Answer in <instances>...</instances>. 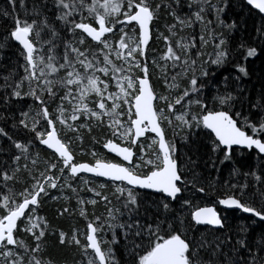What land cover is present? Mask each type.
Returning <instances> with one entry per match:
<instances>
[{
    "label": "snow or ice",
    "instance_id": "6c2138e0",
    "mask_svg": "<svg viewBox=\"0 0 264 264\" xmlns=\"http://www.w3.org/2000/svg\"><path fill=\"white\" fill-rule=\"evenodd\" d=\"M242 3L250 14L255 12L261 18L259 26L253 25L254 35L247 36L236 49L237 55L247 62L249 58L264 56V0H242ZM8 4L9 8L0 9V16L10 18L12 26L0 41V48L15 43L21 48L24 63L20 75L9 73L3 77L0 105L6 106L3 111L13 113L10 117L13 128H22L33 135L31 141L14 139L6 127H0V138L8 142L0 145V264H52L50 259H44L47 225L36 213L42 197L52 190L67 187L77 191L68 180L80 173L111 181L117 205L107 208V221L96 217L95 222L87 224L85 244L81 245L77 237L69 240L64 233L60 234L61 245L83 248L87 264H121L112 247L121 243L118 239L121 233L129 264H264V165L258 171L243 174L252 178L251 185L247 181L231 183L228 186L235 191L219 200L225 209H238L250 214L249 219L256 218L253 223L258 221L261 226L258 237L254 229L250 231L251 224L239 225L235 233L216 236L217 231L225 229L227 218L211 207L196 210L192 220L196 225L207 226L213 239L190 236L191 226L180 218L173 204L189 205L191 200L184 193L206 194L207 190L195 171L197 160L187 156L181 166L176 155L178 149L166 139L162 127L164 121L170 127L186 131L182 138L186 146L196 144L193 137L205 135L209 143L204 146L212 154L209 162L213 168L217 162L224 164L233 159L234 146L254 150L264 161V91L253 101L243 89L235 92L226 89L212 98L211 107L203 95L209 67H219L233 55L224 30H241L238 19L230 23L226 19L232 0H190L188 16L181 18L172 13L179 24L191 27L199 22L204 29L199 46L195 36L187 41L181 37L174 43L164 37L168 47L162 59L165 65L170 62L174 73L170 78L165 75V82L170 88H178V79L188 77V86L174 99L157 95L150 82L146 58L150 26L160 4L153 6L149 0H8ZM172 6L181 7V0H174V5L168 7ZM175 27L172 25L170 31ZM65 31H79L80 38L66 41L62 37ZM88 44L93 46L90 48ZM205 46H211L213 53L199 66L197 75L198 61L192 58L191 50L197 49L199 56ZM133 70H139V74L133 75ZM237 70L240 74L237 79L250 74L246 63L237 62ZM26 98L32 99L36 109L21 108L16 115L12 106ZM157 100H163L165 106L157 108L154 104ZM57 101V113L53 115L50 107ZM193 105L198 113H193ZM123 116H127V123L121 119ZM77 121L81 124L77 125ZM105 121L114 139H108L103 147L127 164L104 160L95 152L94 163H78L70 144L58 135L57 122L78 133L81 127L92 131L93 122L104 128ZM146 133L155 134L158 139L153 140V145L158 147L149 145L152 151L145 158V149L140 145L141 154L134 159L132 147ZM124 140L128 146L122 147L118 141ZM36 142L53 150L56 160L45 163L43 171H37L38 154H33ZM21 172H27L32 182L16 191ZM99 187L104 189L107 185ZM250 187H258L259 193H249ZM88 190L106 204L112 203L102 191L94 187ZM149 192L159 194L152 201L154 211L144 207ZM88 202L97 203L95 199ZM142 207L151 215L142 217ZM67 212L69 209L64 208L61 215ZM105 229L112 232V238L102 246L98 237ZM22 234L34 243L23 239Z\"/></svg>",
    "mask_w": 264,
    "mask_h": 264
},
{
    "label": "trees",
    "instance_id": "16d2710c",
    "mask_svg": "<svg viewBox=\"0 0 264 264\" xmlns=\"http://www.w3.org/2000/svg\"><path fill=\"white\" fill-rule=\"evenodd\" d=\"M149 2L153 6L156 4L161 5V7L156 10V19L152 24V31L155 27H157L162 35L161 39L164 40V37H169L174 43L181 37L185 38V41H187L191 39V37L195 36L199 46V36L204 31L203 25L199 22L192 24L191 27L181 25L172 14L175 12L181 18L188 16L190 14V9L188 7L190 0H181V7L178 8L175 6L168 7L169 5H174V0H149ZM215 2H219V0H215ZM9 7L10 5L8 4V0H0V9H6ZM206 19H214V17L206 16ZM226 19L229 23L232 20L238 19L240 21L241 30L239 32H228V30H224L225 38L230 41V47L233 49V55L229 57V61L227 63L222 64L219 67L211 65L209 67L210 76L204 78L203 95L208 98L210 107L212 106V98L219 93H223L226 89L234 92L243 89L245 90L246 97L252 99L253 101L259 97L261 91H264V56H260L258 59L249 58V60L245 62L242 56H239L236 53L239 43L250 34L254 35L253 25L259 26L261 18L256 15L255 12L250 14L247 8L244 7L242 0H232V9L228 12ZM172 25H175L176 27L170 31ZM11 26L12 20L10 18L0 16V41H3V38L7 34V31L10 30ZM172 32H174L175 35H172ZM62 37L64 40L72 42H75L80 38L79 31L76 33H69L65 31L62 33ZM164 43L168 45V41ZM87 46L91 48L93 44H88ZM60 51H63L62 47ZM191 52L192 58L197 59L198 61L196 74L199 75V66L209 59V56L213 53V48L211 46H205L201 49L203 54L199 56L196 55L197 49L193 48ZM237 62L240 64L246 63V66L250 71L248 77L237 79L240 75L237 70ZM23 63L24 61L21 56V48L15 43L6 44L3 48H0V83L3 82V77L7 76L9 73H13L17 76L20 75L22 73L21 65H23ZM173 74V71L170 70L167 76L170 78ZM151 82L155 91H159L153 77L151 78ZM177 84L179 85L178 88H170V91L167 92V96L172 99L178 92L188 86V77H181L178 79ZM24 91H27L26 84ZM58 103L59 101H57L56 104H52L50 107V112L53 115L57 113ZM5 107L6 106L4 105H0V127H6L9 131V135L13 136L14 139L31 141L33 134L23 130L22 128L12 127V120L10 117L13 113L3 111ZM12 107L16 109V115L19 114V109L21 108L25 111L36 109V105L31 98H26L22 103L15 104ZM157 108H160L159 103L157 104ZM192 111L194 114L199 112L195 105H193ZM6 117L9 119H5ZM40 127L43 130V127H45L44 122L41 123ZM165 134L167 140L175 143L178 149L176 155L180 158L181 166H183L186 162L187 156H192L194 160H197L195 171L202 178L201 183L207 190L206 194L194 193L192 191L184 193L183 195L191 200V204L182 205L180 203H174L173 209L181 219L186 221V224L191 226L192 231L189 233L190 236H195L196 238L203 236L208 240H211L213 239V236L208 234L207 226L196 225L193 222V211L199 207L208 205H215L218 209H220L219 200L235 191L229 188L228 185L231 183H244L245 181L251 185L253 183L252 178H246L243 174L249 171H258L260 167L264 165V161L260 160L256 156L254 150L248 151L234 148V156L231 161H226L224 164L217 162L216 167L213 168L209 162V156L212 154L209 152L208 148L204 146L209 143L205 135L201 134L198 138L193 137L196 144L186 146L182 138L187 135V133L186 131H181L180 127H172L171 131L165 130ZM84 139L86 140L85 143L87 144V149H94L99 146L106 158H109L112 161H117V158L109 154L103 147L102 142H100V140L103 141L102 136L100 137V135H94V133H91L89 136L85 135ZM7 143L6 138H0V145H6ZM134 147L136 158V155L140 153V147L139 145H135ZM190 149L192 150L190 151ZM33 154H38L37 171H43L44 164L49 161L56 162L54 159V153L39 144V142L35 143L33 147ZM74 156L76 160L75 153ZM79 158L81 161H93L89 154L83 155ZM97 180L101 181L102 179L98 178ZM31 182L29 174L27 172H21L18 177V183L15 185V190L22 191L23 188L26 185H30ZM106 185L107 188L105 189L107 190V193H105V195L109 196L112 203L108 205L100 197H97V205L94 207L87 206L88 211L85 212L84 215L81 214V211H75L72 208L74 206H71V204H67V202L62 200H42L36 214L43 221H45L47 225L45 228L46 235L44 237V246L46 249L44 259H50L52 264H87V258L85 257L81 246H76L75 244H68L67 246L61 245L59 237L61 233H64L69 240H72L73 237H77L81 240V245H83L86 243L85 233L87 224L95 222L96 217H100L102 221H107V208L117 205L115 188L113 187L114 184L112 182H107ZM248 191L249 193L255 191L258 194L259 188L250 187ZM158 197L159 194L149 192L145 197L144 207L152 208V201ZM247 199L248 197H245V200ZM144 207L141 208L140 215L142 217L145 215L150 216L151 212L146 214ZM64 208H68L69 212L61 215ZM152 210L154 211V208H152ZM220 211L222 210L220 209ZM222 215L227 218L226 226L222 231H217L215 233L216 236L227 234L229 232L235 233L238 226L243 224H251L252 229H250V231L254 229L256 236H259L261 226L258 221L253 223V220L256 218L249 219V215L236 210L224 211ZM123 219L126 221L127 216ZM116 231L120 232L119 229ZM106 236L108 239L107 241H110L112 238V232L107 230ZM22 238L27 240L29 243H34V241H32V239L27 235L22 234ZM118 239L121 240V243L112 245L116 253V259L120 261L121 264H129V256L126 246L123 243L122 233L118 236Z\"/></svg>",
    "mask_w": 264,
    "mask_h": 264
},
{
    "label": "rangeland",
    "instance_id": "374dc122",
    "mask_svg": "<svg viewBox=\"0 0 264 264\" xmlns=\"http://www.w3.org/2000/svg\"><path fill=\"white\" fill-rule=\"evenodd\" d=\"M126 30H129V29H126ZM153 32H154V39L152 41V44H150L146 50L147 63L149 65V72L151 74V78L152 77L154 78V81H155V83L159 89V91H156L157 95L158 96L159 95L167 96V92L170 91V87L165 82V75H168V72L172 69L170 67V62H168V65H165V62L162 59V57L166 53L168 45L164 43V42H166L165 39L164 40L161 39L162 35L159 32L157 27H155L153 29ZM118 36H119V33H117V37ZM138 58L143 60V57H138ZM153 61H156V63L153 64ZM137 74H139V70H133V75H137ZM158 103H159L160 107L165 106V102L163 100H157L155 103L156 107H157ZM124 107H125V111H126L127 106H124ZM177 109L181 110V109H179V106H177ZM121 119L125 123H127V116H123V117H121ZM176 123L178 124L179 122H176ZM80 124H81V121H77V125H80ZM106 125H107V121H105V127L104 128H99V127H96L95 122H93L92 123V131H88L87 127H81L80 131L78 133L68 131V129L61 126L58 122H57L56 128H57V131H58L60 137L62 139H65V142L70 144L71 150L76 155V161L77 162H81L79 157H82L83 155H86V154H89L93 159V156H92L93 152L97 153V155L100 158L112 162L111 159L105 157V155L101 151V147L98 146L94 149H87V144L85 143L86 140L84 139L85 135L89 136L91 133H94V135H96V134L100 135V137L102 136L103 141L100 140V142H102V144H104L108 139H114V137H112V135H111V132L109 130H107ZM162 127L166 131L172 130V127H170L164 121H162ZM154 139H158V138L155 135L149 133L145 138H142V140H140L138 143L139 147H140V145H143V147L145 149V158H147V153L152 151V148H150L149 145H152L153 147H158V145H153ZM118 142L120 144L128 145V142L126 140L118 141ZM140 154L141 153L136 155V158H138L140 156ZM136 158H134V159H136ZM92 162H94V160ZM115 162L124 163V161H122L120 159H117V161H115ZM125 164H127V163H125ZM144 170H146V169H144ZM57 175H59V173ZM65 178L67 179V174H66ZM97 179L98 178H96V177H92V176H88V175H78L77 177H73V178L68 180V183H70L73 186V188H75L77 191L73 192L71 189H69L67 187H63L59 190H52L48 196L42 197V200H44V201H52V200H56V199H57V201L62 200L64 202H67V204H71V206H74L72 208L75 211H81V212L83 211L85 213L88 211L87 206L94 207L97 205V204L93 205V204L89 203L88 201H91L93 199L98 201V198H97V196H95L94 192L89 191L88 188L94 187L97 191H102L105 194V193H107L106 192L107 190L105 188L101 189L99 187V185L100 184H106L107 182L111 183V181H106L105 179H102L101 181H99ZM86 180L89 181L90 183L85 184ZM113 187L115 188V185ZM111 191H113V190H111ZM79 200H83L85 203L81 204L78 202ZM106 232H107V229H105V232L102 235H99V237H98L102 241V244L104 241L108 240L107 236H106ZM89 251H91V250H89Z\"/></svg>",
    "mask_w": 264,
    "mask_h": 264
},
{
    "label": "water",
    "instance_id": "95a60500",
    "mask_svg": "<svg viewBox=\"0 0 264 264\" xmlns=\"http://www.w3.org/2000/svg\"><path fill=\"white\" fill-rule=\"evenodd\" d=\"M150 31H151V37H150V39H149V42H148V46H147V48L149 47V45L152 43V39H153V31H152V25L150 26ZM147 50V49H146ZM150 82H151V80H150ZM151 84H152V82H151ZM155 90V89H154ZM156 92V91H155ZM157 93V92H156ZM156 103V101H154V104ZM57 133H58V131H57ZM147 134L148 133H146L145 134V136H143V137H141L140 139H142V138H144V137H146L147 136ZM151 134H153V135H155L154 133H151ZM58 135H59V133H58ZM166 135V134H165ZM60 136V135H59ZM166 139H167V137H166ZM139 142V141H138ZM44 146V145H43ZM46 149H47V147L46 146H44ZM123 147V146H122ZM234 148H237V149H242V148H240L239 146H234ZM48 150H50V151H52L53 152V150H51V149H48ZM132 151H133V149H132ZM109 152V151H108ZM134 152V151H133ZM110 154H112L113 156H116V154L115 153H112V152H109ZM117 157V159H120V160H122V158L121 157H118V156H116ZM74 159H75V157H74ZM113 162V161H112ZM78 163H90V162H88V161H81V162H78ZM91 163H94V162H91ZM113 163H117V162H113ZM124 163H127V162H124ZM79 175H88V176H92V177H95V176H93V174H91V173H80ZM96 178H101V179H105V178H102V177H96ZM106 180V179H105ZM106 181H108V180H106ZM225 198V197H224ZM204 207H211V208H215V210L220 214V215H222V213L224 212V211H234V210H236V211H240V210H238V209H225V207L224 206H222V205H220L219 204V207H220V209L222 210V211H220V209H218L217 207H215V206H213V205H210V206H203V207H200V208H204ZM199 209V208H198ZM198 209H196V210H198ZM195 210V211H196ZM194 211V212H195ZM240 212H242V211H240ZM243 213V212H242ZM244 214H246V213H244ZM246 215H249L250 216V214H246ZM223 216V215H222ZM193 222H194V220H193ZM195 223V222H194ZM200 226H203V225H200Z\"/></svg>",
    "mask_w": 264,
    "mask_h": 264
},
{
    "label": "bare ground",
    "instance_id": "6f19581e",
    "mask_svg": "<svg viewBox=\"0 0 264 264\" xmlns=\"http://www.w3.org/2000/svg\"><path fill=\"white\" fill-rule=\"evenodd\" d=\"M138 143V142H137ZM121 146H128V145H124V144H120ZM132 149H133V151H134V154H135V150H134V147H132ZM107 152H108V150L107 149H105ZM109 153V152H108ZM110 154V153H109ZM112 155V154H111ZM75 157V156H74ZM116 157V156H115ZM114 162V161H113ZM208 206H210V205H208ZM213 206H215V205H213ZM203 207V206H202ZM216 207V206H215ZM200 208V207H199ZM198 209V208H197ZM196 210V209H195ZM194 210V211H195ZM194 211H193V213H194Z\"/></svg>",
    "mask_w": 264,
    "mask_h": 264
},
{
    "label": "flooded vegetation",
    "instance_id": "af4514ba",
    "mask_svg": "<svg viewBox=\"0 0 264 264\" xmlns=\"http://www.w3.org/2000/svg\"><path fill=\"white\" fill-rule=\"evenodd\" d=\"M148 134H149V133H148ZM148 134H147V135H148ZM144 138H145V137H144ZM140 140H142V139H140ZM140 140H139V141H140ZM138 143H139V142H138ZM138 143H137V145H138ZM134 146H135V145H134ZM134 146H133V147H134ZM134 150H135V147H134ZM116 158H117V157H116ZM134 158H135V156H134ZM114 162H115V161H114Z\"/></svg>",
    "mask_w": 264,
    "mask_h": 264
}]
</instances>
